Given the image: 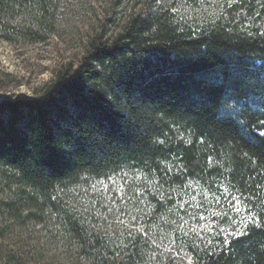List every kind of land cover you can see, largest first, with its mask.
Segmentation results:
<instances>
[{
	"label": "trees",
	"instance_id": "1",
	"mask_svg": "<svg viewBox=\"0 0 264 264\" xmlns=\"http://www.w3.org/2000/svg\"><path fill=\"white\" fill-rule=\"evenodd\" d=\"M125 2L77 64L0 102V221L39 223L91 264H151L164 242L189 264H264V0H139L120 17ZM67 4L0 0L2 38L47 41ZM82 197L102 213L68 203ZM235 202L240 231L180 237L190 204Z\"/></svg>",
	"mask_w": 264,
	"mask_h": 264
},
{
	"label": "rangeland",
	"instance_id": "2",
	"mask_svg": "<svg viewBox=\"0 0 264 264\" xmlns=\"http://www.w3.org/2000/svg\"><path fill=\"white\" fill-rule=\"evenodd\" d=\"M125 1L126 10L124 6L116 8L120 17L139 0ZM64 11L57 19V31L45 42L7 41L0 33V102L32 97L37 88L51 80L62 63L77 64L89 36L99 28L101 20L113 14V6L112 0H68ZM85 200L82 197L76 199L77 202L67 201L85 214L102 213L98 207L88 208L89 201ZM227 205L203 207L190 204L188 217L179 223L180 237L196 234L208 242L220 231L224 235L240 231L246 222V213L237 202ZM120 220L129 223L123 215L107 223ZM157 249L162 260L151 264L193 262L192 255L179 242H164ZM81 260L59 235L48 236L39 223L0 221V264H91Z\"/></svg>",
	"mask_w": 264,
	"mask_h": 264
},
{
	"label": "snow or ice",
	"instance_id": "3",
	"mask_svg": "<svg viewBox=\"0 0 264 264\" xmlns=\"http://www.w3.org/2000/svg\"><path fill=\"white\" fill-rule=\"evenodd\" d=\"M237 210H239V209H237Z\"/></svg>",
	"mask_w": 264,
	"mask_h": 264
}]
</instances>
